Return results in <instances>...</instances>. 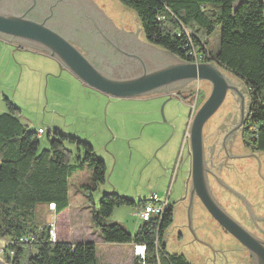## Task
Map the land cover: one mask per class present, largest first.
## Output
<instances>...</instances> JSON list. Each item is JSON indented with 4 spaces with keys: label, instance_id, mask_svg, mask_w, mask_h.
Listing matches in <instances>:
<instances>
[{
    "label": "rangeland",
    "instance_id": "374dc122",
    "mask_svg": "<svg viewBox=\"0 0 264 264\" xmlns=\"http://www.w3.org/2000/svg\"><path fill=\"white\" fill-rule=\"evenodd\" d=\"M203 38L214 54L219 45V27ZM221 70L243 88L244 82L239 76L225 68ZM187 87L175 89L173 96L159 92L110 97L83 84L47 53L0 38V113L6 110L7 99L20 109L18 117L29 129H44L38 134L41 147L47 146V137L54 136L55 132L74 135L87 141L106 166L105 180L87 191L83 189L84 185L91 184V169L85 166L75 171L69 177V205L59 213L50 206L37 205L38 221L60 225L68 239L93 242L97 264H133L135 245L131 253L132 245L128 243L104 241L91 223V208L97 206L104 192L112 191L131 199L133 203L115 206L101 221L118 222L132 232L141 223L137 209L155 193L160 200L177 202L172 222L164 232L167 252L182 253L193 264H248L234 238L222 231L206 212L204 225L192 213L189 222L184 205L179 206L190 168L185 141L191 118L190 104L192 99L196 100L198 108L210 93L211 85L207 80H197ZM229 94L226 93L214 115L204 124L203 134L208 144L219 136L216 125L224 113L228 109L237 112V103ZM241 138L238 135L236 142L242 144ZM239 144H234L235 148ZM68 147L73 151L71 162H74L77 151ZM257 155L240 177H233L236 182H232L243 187L239 190L244 202L254 212L261 213L264 210V153ZM222 173L228 177L225 171ZM214 189L225 206L242 218L243 212L236 200L220 188ZM54 235L57 237L56 228ZM5 244L6 240L0 238V247Z\"/></svg>",
    "mask_w": 264,
    "mask_h": 264
},
{
    "label": "trees",
    "instance_id": "16d2710c",
    "mask_svg": "<svg viewBox=\"0 0 264 264\" xmlns=\"http://www.w3.org/2000/svg\"><path fill=\"white\" fill-rule=\"evenodd\" d=\"M132 9L145 40L183 59L187 51L208 50L204 36L219 27V45L213 59L239 76L247 88L249 111L245 130L251 144L264 153V1L242 0H119ZM20 109L6 99L0 113V238L13 254L9 264H97L96 245L90 241L54 239L49 223L38 221L37 205L53 204L56 213L69 205V177L85 166L91 169L95 189L105 180L106 166L93 147L74 135L55 132L41 147L38 132L18 117ZM74 147L77 155L71 162ZM133 201L115 192H104L91 208V223L104 241L145 246L133 264H193L182 253L167 252L164 232L172 222L167 204L160 221L141 222L130 232L118 222L104 223L115 206ZM30 235L31 237H27Z\"/></svg>",
    "mask_w": 264,
    "mask_h": 264
},
{
    "label": "water",
    "instance_id": "95a60500",
    "mask_svg": "<svg viewBox=\"0 0 264 264\" xmlns=\"http://www.w3.org/2000/svg\"><path fill=\"white\" fill-rule=\"evenodd\" d=\"M0 38L47 53L83 84L110 97L168 94L187 89V84L197 80L210 82V93L187 127L191 155L188 219L195 194L225 231L251 252L255 264H264V242L229 215L213 195L204 155L205 122L228 90L237 94L242 118L245 84L239 88L213 58L194 62L145 40L134 11L119 0H0ZM0 264L8 262L0 258Z\"/></svg>",
    "mask_w": 264,
    "mask_h": 264
},
{
    "label": "flooded vegetation",
    "instance_id": "af4514ba",
    "mask_svg": "<svg viewBox=\"0 0 264 264\" xmlns=\"http://www.w3.org/2000/svg\"><path fill=\"white\" fill-rule=\"evenodd\" d=\"M212 58L213 56L209 52L207 55H205V58L203 59V61H212ZM189 84H187V86ZM227 93H230L229 95L232 96L235 102L237 103V112L235 113V112H232V110L228 109L224 113L222 119L216 125L219 136H215L214 138H212L209 144L206 143L205 141L206 137L203 134L204 135V155H205V164L207 167L208 185L211 191L213 192V195L217 199V202L221 205V207L229 215H231L235 220H237L243 227H245L249 232H251L258 239L264 242V226L260 225L262 223L264 225V210L261 213H256L253 211L250 205H249L250 207V210H249V207L245 204L242 197L235 193V192L240 193L241 191L239 190V188L242 189L243 187L235 185L232 182V181L236 182L235 179H233V177L235 178L236 176L240 177L241 176L240 173L242 171L244 172V170L250 163L252 157H254L255 154L257 155L258 152H260L257 149H255L251 144L252 143L250 141L251 136H252L251 128L249 132L245 130L246 127H248V123L246 124V114H248V111H249V105H248L249 99L246 93L245 94L246 103H245L244 112L241 118V113L238 108L237 94L234 91H229V90L227 91ZM177 95L181 96L179 93H177ZM190 105H191V109L189 112V118L191 117V115H193V113L197 109L196 100L194 101L192 99V102ZM238 135H241L242 137L241 138L242 144L240 142H236ZM186 139H187V144H188V149H189L187 129L185 133V141ZM234 144H239L240 147L235 148ZM242 148L245 149V151H241ZM260 153L263 154L262 152ZM189 156H190V165H191L190 152H189ZM223 171H225L228 177L224 176V173H222ZM215 186L220 188L221 189L220 191L224 193L226 192V194H228L232 199L236 200L237 205H239V208L244 213V214L241 213L242 218L237 217L232 212V210L228 208L227 206H225V204L216 196L214 192ZM232 190L235 192H233ZM241 195L243 196V194ZM189 200H190V168H189L186 180H185L184 195L179 200L182 203H179V206L181 204L184 205L187 211ZM167 204H169L168 208H171L172 210H176L175 206L177 202L173 201L169 203L168 201ZM195 207H197L196 211L199 209L198 215L195 211ZM204 212H206L209 215V217L212 218V220L216 221L210 215V213L206 210V208L203 206V204L200 202L197 196H195L194 194L193 200H192V208H191L192 217H200L201 218L200 220L203 225H204V221H206V218H207ZM252 215H254L253 218L251 217ZM215 223L218 224V226L222 229V231H224L226 234H229L230 236L234 238L233 239L234 242H237L239 245L238 249L241 250V252L244 253V256L248 259V264H255V261L253 259V255L251 254V252L243 244H241L233 235L225 231V229L217 221ZM0 258L4 260L2 257Z\"/></svg>",
    "mask_w": 264,
    "mask_h": 264
},
{
    "label": "built area",
    "instance_id": "2783aa9c",
    "mask_svg": "<svg viewBox=\"0 0 264 264\" xmlns=\"http://www.w3.org/2000/svg\"><path fill=\"white\" fill-rule=\"evenodd\" d=\"M209 51L206 52H199L195 50L194 48H189L187 51L188 56L191 57V61L194 62H201L205 58V55H207ZM194 106V105H193ZM38 134H41L44 132L43 128L37 129ZM168 200H160L156 196L155 193L151 194L148 198H146L139 208L137 209L138 216L140 219V222L148 221L151 219H155L160 221L163 212L167 206ZM49 234L54 239V228L51 226L49 229ZM27 237H31L28 235ZM135 255H138L140 257H143L145 246L143 244H137L135 245ZM2 254V255H1ZM13 254L12 249L6 250L4 247H0V257H2L4 260L8 258L9 255ZM140 254V255H139ZM7 261V260H6Z\"/></svg>",
    "mask_w": 264,
    "mask_h": 264
},
{
    "label": "crops",
    "instance_id": "0c3cea01",
    "mask_svg": "<svg viewBox=\"0 0 264 264\" xmlns=\"http://www.w3.org/2000/svg\"><path fill=\"white\" fill-rule=\"evenodd\" d=\"M245 103H246V100H245ZM188 121H189V119H188ZM38 128H41V127H38ZM49 206L53 208V204H50ZM52 225L54 226V228H56L57 238H59V239H64V240H68V241H71V242H75V241H85L86 240V239H79V240L68 239L66 231H64L62 227L60 228V225H58V226H57V224H55V225L52 224ZM138 226L136 227V229L134 231L137 230ZM134 231H132V232H134ZM128 244L132 245V250L130 251L132 253L134 244H131V243H128ZM131 253H129V254L130 255H134V254H131ZM134 257H137V256H134ZM134 257H132V259H134Z\"/></svg>",
    "mask_w": 264,
    "mask_h": 264
}]
</instances>
